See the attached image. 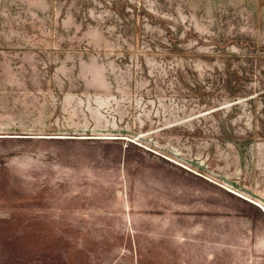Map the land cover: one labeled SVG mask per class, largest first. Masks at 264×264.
<instances>
[{
	"label": "rangeland",
	"instance_id": "obj_1",
	"mask_svg": "<svg viewBox=\"0 0 264 264\" xmlns=\"http://www.w3.org/2000/svg\"><path fill=\"white\" fill-rule=\"evenodd\" d=\"M0 264H264V0H0Z\"/></svg>",
	"mask_w": 264,
	"mask_h": 264
}]
</instances>
